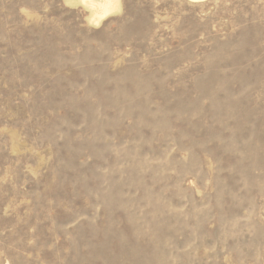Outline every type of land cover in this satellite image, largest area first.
<instances>
[{"label":"rangeland","instance_id":"374dc122","mask_svg":"<svg viewBox=\"0 0 264 264\" xmlns=\"http://www.w3.org/2000/svg\"><path fill=\"white\" fill-rule=\"evenodd\" d=\"M91 15L0 0V264H264V0Z\"/></svg>","mask_w":264,"mask_h":264},{"label":"bare ground","instance_id":"6f19581e","mask_svg":"<svg viewBox=\"0 0 264 264\" xmlns=\"http://www.w3.org/2000/svg\"><path fill=\"white\" fill-rule=\"evenodd\" d=\"M189 1L203 2L206 0ZM81 2L92 10L91 19L94 21L93 23H99L120 7V0H81Z\"/></svg>","mask_w":264,"mask_h":264}]
</instances>
